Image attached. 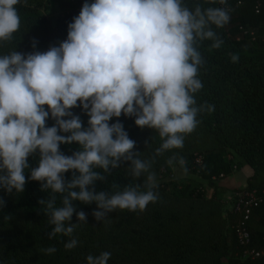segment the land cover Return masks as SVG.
Instances as JSON below:
<instances>
[{"label":"clouds","instance_id":"9594fccd","mask_svg":"<svg viewBox=\"0 0 264 264\" xmlns=\"http://www.w3.org/2000/svg\"><path fill=\"white\" fill-rule=\"evenodd\" d=\"M19 2L0 0V41L11 40L19 30L15 7ZM229 11L200 6L190 10L182 0H85L59 46L0 56V188L23 192L30 179L39 181L42 190L67 192L62 207H54V197L39 201L54 226L49 239L73 233L74 212L78 221L86 222V214L76 212L73 201L95 202L98 210L93 216L101 221L116 209L144 211L158 200L154 173L146 178V191L139 185L114 194L95 190V182L104 179L95 168L109 172L130 161L131 175L139 178L151 167V162L137 158L136 142L123 124L109 121L123 113L134 116L141 128L156 129L163 140L157 155L182 148L185 135L199 123L197 114L204 110L194 98L202 88L198 69L203 63L195 45L207 39L214 41L211 48H220L223 41L211 25H226ZM237 60L233 54L232 61ZM74 107L88 116L87 127L71 111ZM49 118L55 121L50 127ZM72 143L79 146L72 155L60 151L61 144ZM36 153L38 166L26 178L29 157ZM179 163L184 164L183 158ZM70 170L71 179L66 180L64 174ZM4 203L0 199V207ZM77 244L71 239L65 248ZM45 251L51 254L56 248ZM110 256L107 251L89 255L87 264H107Z\"/></svg>","mask_w":264,"mask_h":264},{"label":"trees","instance_id":"16d2710c","mask_svg":"<svg viewBox=\"0 0 264 264\" xmlns=\"http://www.w3.org/2000/svg\"><path fill=\"white\" fill-rule=\"evenodd\" d=\"M40 1L43 9H50L54 14L48 17L37 7L20 1L15 6L20 17L19 30L13 33L11 40L0 41V56L13 51L45 52L59 46L67 38L68 25L85 3V0ZM254 1L227 0L226 4H221L220 0H182L183 6L190 10L196 6L202 10L208 7L230 9L226 25L222 28L211 25L223 41L221 47L211 48L214 41L207 39L195 45L203 63L198 69L202 88L194 98L197 107L204 106L196 118L217 146L202 149L198 154L199 164L195 159L197 155H181L187 161L185 164L192 162L198 179L208 185H214L217 177L235 167L248 165L253 175L247 185L239 189L264 188V13L255 12ZM233 54L238 56L235 62ZM209 106L212 111H208ZM71 111L80 116L83 127L88 126V116L81 107ZM117 120L132 140L147 127L137 126L134 116L126 117L123 113L113 117L109 124ZM54 123L49 118L46 126ZM78 147L77 143L61 144L60 151L72 155ZM226 151H231V160L225 155ZM39 159L38 153L29 157L26 178L30 176V169L38 166ZM94 171L104 177L95 182L97 192L114 194L129 185L147 190L123 162L109 172L101 168ZM64 175L70 180L71 170ZM156 185L153 191L159 198L153 206L147 205L144 211L116 209L101 221L93 216V211L98 210L95 202L73 201L76 212L86 214V222L78 221L74 212L70 222L75 224L73 233L70 236L60 233L52 239L48 233L54 226L48 222L45 205L39 201L54 197V207H62V198L67 192L42 190L39 181L30 179L23 192L7 193L0 188V199L5 202L0 207V264H87L89 255L98 256L104 251L111 253L107 264H264V255L255 259L243 256L244 247L233 230L238 216L232 210L231 198L227 200V209L221 199L207 197L199 183V187L186 184L172 192L175 196L172 200L159 184ZM165 195L167 200H163ZM169 198L173 207L166 204ZM263 210L264 201L252 208L247 222L249 247L258 250H264V239L257 233ZM71 239H76L78 244L69 250L65 244ZM48 247H55L56 251L48 254L45 251Z\"/></svg>","mask_w":264,"mask_h":264},{"label":"rangeland","instance_id":"374dc122","mask_svg":"<svg viewBox=\"0 0 264 264\" xmlns=\"http://www.w3.org/2000/svg\"><path fill=\"white\" fill-rule=\"evenodd\" d=\"M20 1H22L27 6L37 7L43 14L48 17H51V15L54 14V11L51 12L50 9H43L42 1L40 0ZM134 141L136 143L133 151H136L137 158L143 161L151 162L149 171L142 173V175L136 179L145 184L148 174L154 173L156 184H159L163 188V190L170 196V198H175V196L171 195V193L177 192V190L181 189V187L185 186L186 184H188L192 188H196L199 185L198 176L192 169V162L189 161L187 165L185 164L186 160H184V164L181 165L179 163L181 155L192 154L194 156L197 155V158L199 156L198 154H201L202 149L206 147L214 148L217 146L214 140L209 137L208 134H206V130L200 123L197 124V127L192 133L185 135L182 148L166 150L160 155L156 154V149L161 146L163 140L159 136V133L156 129H152L149 127L144 128L141 134H139ZM225 155H227L230 160L231 157H233L231 151H226ZM170 159H172L173 161L171 164L168 163ZM123 163L131 172L130 161H124ZM166 195L163 197V200H167L168 196L166 197ZM170 198L168 199L166 204L169 207H173V204L170 202L172 198ZM153 204V202H150L148 206H153Z\"/></svg>","mask_w":264,"mask_h":264},{"label":"built area","instance_id":"2783aa9c","mask_svg":"<svg viewBox=\"0 0 264 264\" xmlns=\"http://www.w3.org/2000/svg\"><path fill=\"white\" fill-rule=\"evenodd\" d=\"M254 10L256 13H264V2L262 0H255ZM196 162L198 164L200 163L199 156L196 158ZM230 198L232 200V210L238 216L233 230L239 244L244 247L243 256L245 258L255 259L264 255V250L249 247L250 232L247 225L252 208L264 201V188L236 189Z\"/></svg>","mask_w":264,"mask_h":264},{"label":"crops","instance_id":"0c3cea01","mask_svg":"<svg viewBox=\"0 0 264 264\" xmlns=\"http://www.w3.org/2000/svg\"><path fill=\"white\" fill-rule=\"evenodd\" d=\"M252 175L253 169L250 166L240 165L232 169L229 173L217 177L214 185H208L205 181L201 180H199V183L203 185V191L207 197L213 196L221 199L223 206L228 209L227 200L236 189L245 187ZM224 216L225 213H223ZM257 229V233L262 235V239H264V210L262 220L259 226H257Z\"/></svg>","mask_w":264,"mask_h":264}]
</instances>
